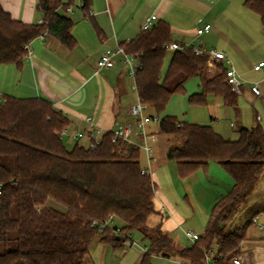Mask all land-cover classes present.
I'll return each instance as SVG.
<instances>
[{
  "label": "trees",
  "instance_id": "1",
  "mask_svg": "<svg viewBox=\"0 0 264 264\" xmlns=\"http://www.w3.org/2000/svg\"><path fill=\"white\" fill-rule=\"evenodd\" d=\"M82 2L90 17V0ZM60 3L39 0L44 20L33 24L13 19L0 3V65L21 68L28 54L25 46L41 35L52 36L70 49L75 46L74 22L57 12ZM246 6L260 16L264 28V0H247ZM171 42L169 25L161 22L120 43L141 64L135 77L141 101L162 115L171 97L198 78L201 92L189 97L190 104L206 105L212 95L236 108L238 95L227 82L225 68L217 64L212 73L207 56L182 46L172 52L165 71ZM69 126L70 121L44 100L1 96L0 264H83L96 238L122 246L123 238L112 227L99 231L110 216L114 228L138 233L148 244L141 264H151L154 255L184 264H206L208 255L211 264H229L242 254L241 245L260 211L250 209L249 220L239 230L229 231L228 225L264 175L261 125L240 129L239 138L231 141L209 125L181 122L170 115L161 118L159 134L177 140L167 159L176 162L180 177L216 162L234 181L214 203L204 233L189 247L179 246L163 229L168 216L157 207L153 177L142 173L139 144L114 141L112 132H107L94 148L68 149L59 134ZM89 137L91 143L93 136ZM152 218L158 219L153 226Z\"/></svg>",
  "mask_w": 264,
  "mask_h": 264
},
{
  "label": "crops",
  "instance_id": "2",
  "mask_svg": "<svg viewBox=\"0 0 264 264\" xmlns=\"http://www.w3.org/2000/svg\"><path fill=\"white\" fill-rule=\"evenodd\" d=\"M246 1L90 0L91 16L88 17L82 8V0H61L57 12L73 20L71 34L76 41L75 46L67 48L56 38L46 34L35 38L29 44L30 53L25 57L21 68L13 64L0 65V95L18 99L37 98L48 102L70 121V126L66 129L67 134L65 136L59 134L63 141L69 139L72 143L71 149L76 145L88 147L89 135H93L95 131L90 129L87 119L91 120L95 129L100 130L103 136L111 132L117 123H134L130 109L138 99L137 92L133 89V80L121 58L116 59L113 68L101 70L97 67L98 60L106 49L115 48L118 43L134 39L141 33L144 20L155 15L156 26L161 22L168 23L172 42L182 46L191 44V49L193 46L221 51L232 61L242 79V85L237 92V107L227 106L222 98L209 95L206 106L211 112V122L192 124L209 125L225 139L235 141V133L239 138L240 129L235 131L237 125H244L241 127L244 129L259 124L264 129V66L260 70L254 69L258 63L264 62V28L260 16L246 6ZM0 3L15 20H21L26 24L42 23L44 20L43 12L38 9L39 0H0ZM68 8L71 12H67ZM207 23L212 25L211 31L197 36V29ZM173 51L169 50L167 61L170 60ZM218 65L225 68L224 62ZM193 79L199 82V92L195 93L198 94L201 92L200 80ZM255 85H258L260 95L253 93L252 88ZM151 111L155 114L154 110L149 108V114H152ZM147 132L151 135L149 141L154 151L152 162H157L156 156H159L161 151L164 162L168 149L177 144L176 139L173 136L159 134V128ZM78 133H83L82 139L75 137ZM79 139L84 142L79 144L77 142ZM133 141L140 142L138 131H135ZM140 149L144 153L141 147ZM145 156L147 159L146 153ZM152 162L143 169H149L152 173ZM159 166L160 163L154 170ZM153 173L156 175V172ZM153 173L152 177L157 187L155 194L157 207L163 213L165 207L170 211L163 229L183 247L174 233L188 220L182 217L180 205L175 203V199L162 193V188ZM177 175L183 182L177 185L178 190L180 187L184 193L192 216L196 215V210L199 213L203 210L210 216L217 199L227 194L234 185L232 178L216 162H210L206 170H199L189 177H180L178 171ZM195 182L199 185L198 192L193 188ZM207 190L210 193L209 199L208 196H203ZM193 202L198 204L199 210L195 209ZM207 224L208 220L203 225L192 227V230L201 235ZM184 236L189 240L186 235ZM263 242V239L258 241L248 239L247 236L241 245L240 255L249 264H263L255 260L260 258V251L264 250ZM93 247L97 252L95 255L97 264H118L129 253L124 244L114 247L96 238L83 264H96L91 257ZM137 248L141 254L138 255L135 264H141L145 253L142 247ZM119 249H122L121 253ZM153 257L163 258L157 255ZM163 259H172L177 264L182 263L177 258Z\"/></svg>",
  "mask_w": 264,
  "mask_h": 264
},
{
  "label": "rangeland",
  "instance_id": "3",
  "mask_svg": "<svg viewBox=\"0 0 264 264\" xmlns=\"http://www.w3.org/2000/svg\"><path fill=\"white\" fill-rule=\"evenodd\" d=\"M169 65V61L166 62L165 65V71L167 70ZM215 70V68H214ZM213 70V71H214ZM216 71V70H215ZM199 82L197 79L190 80L185 87V91L182 93L174 94L169 104L165 110V112L162 115L153 114V111L151 113L153 115L159 116L162 118L163 116L171 115L177 117V119L181 122H208L210 123L212 120L210 109L206 105H193L189 103V97L197 92H199ZM210 98L208 99V102H210ZM149 112V110H148ZM150 113V112H149ZM244 126L242 124L237 125L235 128V131L241 129V127ZM159 128L158 123H152L147 126V131H156ZM238 138V135L235 133V140ZM82 139V138H81ZM81 139H79L77 142H84ZM175 141V140H174ZM177 141V140H176ZM65 146L68 149H71L72 143L69 139H64ZM80 144V143H79ZM159 152V150H158ZM156 152V153H158ZM154 153V151H153ZM157 162L153 161L152 163V173L156 172V178L159 182L160 187L162 188V193L166 196H172V198L175 199V203H178L180 205V212L182 214V217L185 220H188L185 224H181L178 229L175 231V236H178L179 241H181V244L183 247H188L192 243L185 238V232H194L192 230V227L203 225L206 220L209 218V213H205V211L202 210V213H199L197 210L195 211V216H192V211L190 207L187 205V202L184 199V193L182 192L181 188L179 187L178 190V184L183 183L182 179H180L177 175L176 171V164L173 160H166L163 162V152L161 151L159 156L157 155L156 158ZM160 163V166L157 170H154L155 167ZM141 164L142 167L145 168L148 164V160L146 159L145 152L143 153L141 151ZM154 178V177H153ZM154 180V179H153ZM155 182V181H154ZM180 185V184H179ZM203 187V186H202ZM194 189H197V192L199 190V185L196 184L193 185ZM168 194V195H167ZM208 196L209 199V191L207 190L203 196ZM173 199V200H174ZM207 203L208 201L205 200ZM195 205V209L199 210L198 204L193 202ZM57 208H60V205L55 204ZM165 214H170L169 209L165 207ZM252 210V212L257 211L259 209L260 215L257 218V221L253 223L250 227V229L247 232L248 239L252 238L259 240H264V228H261L264 226V175L258 182L253 194L249 197L247 203L243 206V209L240 210L237 215L235 216L234 220L228 225L229 231L239 230L241 229L245 223L249 220L250 215L248 213L249 210ZM209 212V211H208ZM168 216V215H167ZM157 222L156 218H152L150 221L151 226H153ZM250 236V237H249ZM122 238V237H120ZM132 240H134L139 247H148L147 243L143 242L141 239V235L138 233L132 234ZM245 242V241H244ZM124 244V243H123ZM243 244V243H242ZM264 245V242L262 243ZM126 249V248H125ZM1 251V248H0ZM122 252V249H119V253ZM92 260H97L96 256L97 252H95L94 247L92 248ZM141 254L140 250L137 247H132L129 249V253L125 256V258L118 264H135L136 259L138 255ZM260 258H256L255 260L259 263L262 262L264 264V250L260 251ZM108 260V258H107ZM97 264V261H96ZM116 264V263H115ZM151 264H177L172 259L166 260L163 258H157L153 257L151 258Z\"/></svg>",
  "mask_w": 264,
  "mask_h": 264
},
{
  "label": "built area",
  "instance_id": "4",
  "mask_svg": "<svg viewBox=\"0 0 264 264\" xmlns=\"http://www.w3.org/2000/svg\"><path fill=\"white\" fill-rule=\"evenodd\" d=\"M67 12H71V9L68 8ZM157 23V17L155 15H151L150 17H147L141 27V31H150L156 27ZM212 29V25L207 23L199 27L196 31L197 36H201L203 34L209 33ZM184 47L191 48V44H187ZM25 48L29 51V45H26ZM183 47L182 45L172 42L167 45V49L169 50H181ZM193 51L199 55V56H207L208 58V66L209 70L212 73H215L216 71V65L220 62L225 63V76L227 79L228 84L232 87L233 91L236 93L239 91L240 86L242 85V79L240 74L237 72L235 67L232 64V61L225 55V53L221 51H216L214 49L205 50L201 47H193ZM121 58V61L123 65L126 67L127 72L131 79L133 80V89L136 90V84H135V77L137 75V72L139 68L141 67V64L138 60L137 56H134L133 54L126 53L124 48L120 45V43L117 44L115 48L112 49H106L103 54L101 55L100 59L97 62V67L99 70L101 69H110L113 68L116 64V59ZM264 66V62L258 63L254 69L260 70L261 67ZM215 68V70H214ZM214 70V71H213ZM252 91L255 95H260L261 91L258 87V85H255L252 88ZM0 101H1V95H0ZM149 108L146 106L141 99L138 97L137 101L131 106L130 113L131 116L134 118V123H117L113 130L111 131L114 136V141H121L123 143H131V144H139V146L144 150V152L147 155L148 163L150 164L153 160V148L150 144V137L151 135L148 134L146 131V128L151 123H160L161 118L156 115L149 114L148 112ZM90 124V129L92 131H95L92 135L93 141L89 144L90 148H94L95 145L100 144L102 136L100 133V130L95 129L93 126V123L90 119H87ZM136 129V130H135ZM135 131H138V135L140 138V142L135 143L133 141V137L135 134ZM67 134V130L62 131L60 134L61 136H65ZM76 138L83 137V133H78ZM142 173L148 174L152 176V173L149 169H143ZM258 218V217H257ZM257 218L254 219V223L257 221ZM97 222H93L92 226H96ZM115 225V219L113 217H109L104 223L100 224L99 231L103 232L104 229L107 227H112L114 230V233L120 237L123 238L124 246L127 249H130L134 246L138 247V244L132 240V234H124L122 233L120 228H114ZM264 228V226L262 227ZM185 235L188 237V239L194 243L199 237L200 234H197L195 232H185ZM142 250L144 253H148V247H142ZM212 260L210 256L207 255V263L211 264ZM184 264V263H181ZM229 264H249V262L243 258L241 255L234 257L231 259Z\"/></svg>",
  "mask_w": 264,
  "mask_h": 264
}]
</instances>
